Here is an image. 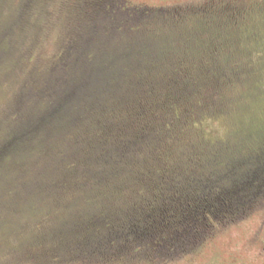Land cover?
<instances>
[{"label":"trees","instance_id":"16d2710c","mask_svg":"<svg viewBox=\"0 0 264 264\" xmlns=\"http://www.w3.org/2000/svg\"><path fill=\"white\" fill-rule=\"evenodd\" d=\"M36 1L22 0V24ZM75 1L82 8L80 17L92 19L91 27L66 38V52L52 66V82L33 90L29 100L18 96L4 113L0 245L13 230L9 214L16 215L17 203L30 198L38 203L48 188L59 192L81 183L106 202L85 228L71 221L66 230L69 244H77L73 251L83 259L103 264L178 259L208 241L218 225L246 216L264 198V139H250L244 132L229 142L190 139L181 159L169 145L182 139L177 132L189 124L187 110L206 105L198 93L209 76L228 74L213 63L212 52L222 47L229 27L243 20V12L223 14L229 9L221 3L225 0L191 8ZM100 33L106 38L102 44ZM172 47L176 71L168 77L170 85L156 91L152 73ZM241 70L235 64L231 74L240 76ZM258 72L248 74L254 83ZM113 108L124 114L121 119L112 121ZM125 115L129 124L123 123ZM110 190L115 195L108 203Z\"/></svg>","mask_w":264,"mask_h":264},{"label":"rangeland","instance_id":"374dc122","mask_svg":"<svg viewBox=\"0 0 264 264\" xmlns=\"http://www.w3.org/2000/svg\"><path fill=\"white\" fill-rule=\"evenodd\" d=\"M210 1L216 0H123L127 5L150 8H191ZM225 1L227 3H221L229 9H224L223 14L231 9L241 10L244 15L237 27H229L230 31L222 37V47L212 52L213 63H218L229 75L211 74L203 92L198 93L206 105L189 106V124L177 132L182 139L174 143L169 140L176 159L183 157V149L191 143L190 139L198 140L200 144L208 143L210 139L229 142L236 134L244 135L242 132L250 139H264V0ZM78 6L75 0H37L31 5L27 22L22 24V0H0V131L8 121L4 119V113L15 106L16 99L29 100L35 95L33 90L45 85L47 80H54L53 71L56 73V70L52 66L60 54L66 52V38L70 35L77 37L86 25L91 27L92 19L80 17L82 8ZM20 26L21 29L16 30ZM105 39L102 33L98 35L99 44ZM113 44L111 41L110 46ZM231 51L235 52L230 54ZM176 54L175 47H172L167 55L158 58L152 73L156 91L170 85L168 77L176 71ZM235 64L242 67L240 76L231 74ZM247 68L251 71L250 76L253 73L255 77L259 71L255 83L254 77H248L250 71ZM241 76L244 81L239 80ZM120 115L124 114L113 108L110 117L112 121L119 120ZM175 116L166 118L164 125ZM128 120L125 115L123 123L129 124ZM92 125L100 126L97 121ZM109 192L108 203L113 200L115 190ZM46 193L48 195L38 203L35 198H30L12 209L16 213L14 217L9 214L13 230L8 238L5 237L8 242L0 245V264H103L96 259H83L86 256L73 251L72 247L77 244H69L71 237L66 236V230L71 221L76 227L82 226V222L85 228V223L101 215L100 208L106 204L104 198L92 194L81 183L59 192L48 188ZM262 199L246 216L218 225L208 241L178 259L166 262L117 259L110 264H264ZM61 235L67 238L66 244Z\"/></svg>","mask_w":264,"mask_h":264}]
</instances>
